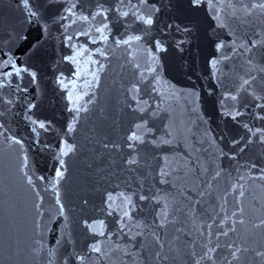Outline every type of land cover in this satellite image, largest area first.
I'll list each match as a JSON object with an SVG mask.
<instances>
[{"label": "water", "instance_id": "1", "mask_svg": "<svg viewBox=\"0 0 264 264\" xmlns=\"http://www.w3.org/2000/svg\"><path fill=\"white\" fill-rule=\"evenodd\" d=\"M98 2L103 3L106 8L114 4V0H81V3L77 4V15L93 13ZM176 2L178 7L162 16L161 23L170 22L174 17L177 22L183 21L193 25L190 42H186L183 45L184 50L180 51L175 47V39H169L165 45L167 52L156 53L153 38L159 37L158 29L148 33L137 31L142 26L132 23L134 18L131 16L125 21L117 13L110 11L108 40L104 43H91L92 37L99 36L94 28L100 18L88 24L81 23L73 16L69 20L56 23L54 18L63 14L68 0H33V3L43 5L40 11L48 20L50 35L47 36L39 55H25L19 41L13 37L21 31H31L34 37L36 25L25 21L18 0H0V59L8 60L11 56L15 58L17 65L27 66L38 73L37 84L31 83L30 77L25 74L23 80L12 77V85L0 89V113H3L0 115V124L3 125L0 127V264H48L47 254L52 249L56 253L52 258L54 264H61L64 249L56 244V240L67 231L72 233L69 250L73 246L77 250L86 248L92 240H100L103 247L112 253V259L107 260L105 264H142L140 257L136 256V249L127 243L128 238L119 234V212L108 216L106 212L101 211L104 206L102 199L107 192H112L114 196L121 192L131 193L137 188L132 178L142 179L140 172H128L120 164L121 153L109 155L98 143L101 139L123 143L121 138L133 130L134 123L139 122L136 120L139 113L128 107L129 104L136 107L133 93L128 91L133 84H138L141 89L137 95L141 103L147 100L153 107L159 105L164 109L159 118L150 117L149 126L155 124L159 128L162 124L170 125L175 137L173 144L163 149L168 156L170 167L176 170L173 180L175 187L170 189L172 195L168 196L169 209L181 201L180 192L185 196L193 195L197 186L203 187L201 179H208L218 169H223L220 178L213 181L214 197L204 205L209 215L200 213L194 218H186L183 223L178 222L176 227L182 228L195 240L202 225L211 222L210 217H215L219 222L225 213L231 217L235 208H243L241 218L244 223H236V231L229 233L228 237L221 236L220 242L223 244L225 241H236L241 248L248 249L247 253H243L247 259L242 264H259L253 249L264 248V231L255 228L254 224L264 218V181L248 179L247 162L264 166V145L250 144L244 153L237 156V160L222 157L221 149L234 153L241 147V144H238L235 149L232 148L230 142L233 137L246 138L247 133L241 125L221 115L233 102L227 101L222 107L220 101L229 92H239L237 104L244 113L239 119L249 123L250 127L264 125V121L255 120L250 115L255 111L264 112V109H253L252 105L257 101L241 89V78H247L250 70L246 57L239 53L233 54L226 47L225 53L231 58L223 59L221 54L216 53L215 45L220 41L229 45L233 39L240 43L264 38V17L249 18L246 22L231 18L230 10L224 0H221L219 7L225 9L222 14L225 26L218 27L212 5L208 4L207 0L199 8H192L188 0ZM73 20L76 22L72 23ZM84 31H90L91 35H79ZM258 32L260 36L256 35ZM66 35L74 37L72 44L75 49L88 50L78 58L79 65L64 60L65 56L74 54L73 48L65 42ZM130 35H142L143 39L130 48L116 47L113 43L114 40ZM96 49H103L107 59L93 54ZM90 54L93 60L103 64V71H98L99 64L94 65L89 61ZM153 56L157 57L158 64L153 61ZM214 56L220 60L216 69L211 68L209 64ZM153 64L159 71L160 83L156 85L159 92L153 89L151 85L155 84V81L147 75V69ZM136 65H139V68ZM78 68L81 76L79 80L76 79ZM93 71L97 72L99 80L89 87L86 81L92 79L90 73ZM140 72H145L147 83L140 81ZM60 73H63L69 89L73 87L74 82L76 95L80 96L78 104L87 108V111L79 113L74 132L67 131L76 114L68 111L72 105L67 99V92L56 83ZM252 74L257 76V80L253 81L252 90L259 95L257 84L264 87V81L260 80V74ZM16 85L27 87L28 92L20 91ZM193 91L199 98L195 112L192 111ZM8 100L12 103H7ZM28 103L36 104V108L28 113L29 116L51 121L48 131L38 129V137L31 131L32 126L25 116ZM222 135L224 139L220 140ZM13 137L22 140V150L20 145L12 144L9 147ZM65 141L75 146V152L60 156ZM148 149L149 152L152 151L151 145ZM101 151L105 152L102 161L97 159ZM25 155L29 165L25 171L30 170L29 175L36 185L35 191H39L43 197L41 210L44 215L37 218L39 228L35 227L33 217L34 192L30 191L31 186L20 183L16 172L17 165L22 163ZM60 159L65 161L67 169L65 179L58 182L57 188L65 206L63 216L59 214V207L55 203L56 192L51 187L57 184L55 172L59 168ZM109 162H112L115 175L100 179L101 176L108 175L111 169L97 174V168ZM150 163L155 165L156 161ZM240 164L245 167L241 168ZM252 174L259 175L255 169ZM241 175L245 177L241 181L244 185V196L238 200L236 196L228 194L225 204L224 199L218 197L224 196L226 190L230 192L231 185ZM150 183H153L151 176L145 181V186ZM85 198L89 204L82 206L81 202ZM133 199L135 200V197ZM137 212L133 213L134 220L129 222L133 233L139 230L137 226L150 225L155 216L154 212L149 214L148 209L140 215H137ZM217 212L220 213L219 216H216ZM65 216L68 218L67 223ZM84 218L90 222L104 220L105 231L111 234V239L90 235L86 237V229L81 227ZM143 230L147 232V228ZM212 231L215 233L219 229L214 225ZM37 240L44 245L41 253L43 259L33 261L27 256V248ZM117 246L129 249L130 254L124 256L122 252H113ZM92 264L96 262L92 261Z\"/></svg>", "mask_w": 264, "mask_h": 264}, {"label": "snow or ice", "instance_id": "2", "mask_svg": "<svg viewBox=\"0 0 264 264\" xmlns=\"http://www.w3.org/2000/svg\"><path fill=\"white\" fill-rule=\"evenodd\" d=\"M192 8H199L205 0H188ZM221 0H207V3L212 5L214 19L218 21V27H224V20L222 19V14L225 13V9L220 6ZM19 6L24 13V19L28 24L36 25V35L33 37L31 31L29 32H17L13 37L14 40L19 41L21 49L24 51L25 55L35 54L39 55L43 44L49 33L48 20L41 13L40 7L43 5H38L33 3V0H18ZM81 3V0H68V6L64 8L63 14L55 17V22L60 23L61 21L69 20L70 17L76 16L81 23L91 24L93 21L99 19L98 24L95 26L94 31L99 34L98 37H92L91 43H104L108 40L107 33L109 32V17L108 13L115 12L118 16L127 21L129 16L133 17L132 23H138L142 27L137 29L144 33L151 32L155 29L159 31V37L153 38V45L156 53L167 52V47L165 46L169 39H175V47L183 51V45L186 42H190V37L193 33V25L185 23L183 21L177 22V20L172 17L170 22L161 23V17L173 12L178 4L176 0H114V4L106 8L103 3H97L95 6V11L89 15H77L76 8L77 4ZM224 4L227 9L230 10V17L248 21L249 18H261L264 17V0H224ZM217 8L219 10L217 11ZM73 20L72 23H75ZM63 26V25H62ZM67 29L65 28V31ZM79 35L90 36V31H84L79 33ZM260 36V33H256ZM74 37L72 35L65 36V42L67 46L73 48L74 54L65 56L66 60L70 64L79 65L78 58L83 55L87 49L77 50L72 44ZM143 39L142 35H130L127 38L114 40L113 43L116 47H131L133 44L140 42ZM228 47L231 53H239L241 56L246 57V63L250 66V70L247 73V78L242 77L241 89L252 95L253 99L257 103L253 104V109H264V87L257 84L260 94L257 95L255 90H252L253 81L257 80V76L253 75V72L260 74V80L264 81V38L259 40L252 39L250 41H242L237 43L235 39L231 41V44L226 45L224 41H220L215 45V51L222 55L223 59H230L231 56L225 53V48ZM95 55L103 56L107 59V55L103 49L94 50ZM89 61L92 64H99L98 71H103V64L97 60L92 59V54L89 55ZM155 64H158L156 56L152 57ZM220 60L214 56L210 61V67L216 69ZM155 64L149 66L147 69V75L151 76L155 84H152L154 90L159 92L156 85L160 83L159 71ZM139 68V65H136ZM3 69H10L9 71H3ZM30 77V82L33 84L38 83V73L37 71L31 70L29 67L24 65H17L15 58L9 57L8 60L0 59V89L4 87H9L12 85V77H16L19 80H23L24 75ZM92 79L86 81L89 87L93 83H98L99 77L97 72L93 71L90 73ZM76 79H81L79 74V68L77 69ZM139 79L141 82L147 83L145 80V72L139 73ZM56 83L61 86V88L67 92V99L72 107L68 108V111L75 113L72 122L69 123L67 127L68 132H74L75 125L79 119V113L81 111H87V108L83 105L78 104L80 99L79 95H76L75 84L69 89V84L65 83V78L63 73H60L56 78ZM16 87L23 92H28L27 87ZM129 92L133 93V99L136 100V107L131 104L128 105L133 112H138L139 115L136 120L139 122L134 123L133 130L130 131L125 137H122L123 143H118L111 139H101L98 141L102 150H106L109 155H114L115 153H121L120 164L127 169L128 172H140L142 179L133 177L132 182L137 184V188L131 193L121 192L119 195L114 196L112 192H107L103 196L101 208L102 212H106L108 216H112L114 212H119V234L121 236H126L127 243L131 248L136 249V256H139L142 264H242L243 261L247 259L243 253H247V248H241L236 241H225L223 244L220 242V237H228L229 233L236 231V223L243 224L244 220L241 218L244 209L235 208L231 217H228L225 213L224 217L217 221L215 217H210L211 222L202 225L199 231V236L197 239H192L187 233L183 231L182 228L176 227V224L183 223L186 218H194L198 214L203 213L208 216V211L205 208V204L209 199L214 197L215 189L213 187V181L218 180L222 175L223 169H218L214 175L208 179H201V184L203 187L197 186L193 195L185 196L183 192H180L182 197L179 203L173 204L172 208L169 209L168 196L172 195L170 189L175 187L173 183L174 173L176 170L171 168L168 162V156L163 151L166 147L173 144L175 139L173 131L170 125L162 124L161 127H157L152 124L150 127V117L159 118L161 112L164 109L160 108L159 105L153 107L144 100L143 103L137 99V95L140 93L141 89L138 84H133ZM75 96V99H74ZM193 108L192 111H197L196 105L199 102L198 94L193 91ZM2 99V98H0ZM227 101H232L233 103L228 106V110L221 113V115L226 119H231L238 125H241L246 133L247 137L241 136L240 138L233 137L231 140V146L233 149L236 145L241 144V147L236 149L234 153L224 152L221 149L220 155L227 156L229 160H237V156L240 153H244L250 144L256 143L264 145V125L250 127L249 123H245L239 119L244 113L238 107L237 102L239 101V92L233 94L229 92L220 101L223 107ZM7 103L11 104L12 101L8 100ZM36 108L35 103H28L25 116L28 119L31 127V131L39 136V130L48 131L51 125V121H45L39 118H33L29 116L33 109ZM147 113V115H145ZM3 113H0L2 115ZM255 120L264 121V112L255 111L250 113ZM202 119V117H200ZM0 127H3L0 124ZM191 131V129H189ZM220 140L224 139L222 135ZM243 141V143H241ZM216 140L213 138V143ZM20 145V149H23V142L21 139L13 137L11 139V145ZM145 146L141 148V146ZM151 145L152 151L149 152L148 146ZM156 150H161L157 152ZM13 151H17L13 149ZM95 151V149H93ZM75 152V146L69 145L65 141V146L60 150V156H67L69 153ZM147 153V155H142ZM105 155L104 151H101L97 155L98 160H103ZM150 161H156L155 165L150 163ZM239 164V161H237ZM240 167H245L244 164H240ZM28 157L25 155L21 164L17 165L16 172L18 179L21 184H26L31 186L30 191L34 192V197L32 199L33 207V217L34 224L36 228L40 225L37 222V218L44 215L41 210L43 203V197L39 191H35V183L32 176L29 175L28 169ZM108 169L111 172L108 175L101 176L100 179H106L110 176L115 175L112 170V162L104 164L103 167L97 168V174L105 173ZM255 169L259 175H253L252 170ZM239 170V169H238ZM65 161L63 159L59 160V168L55 172V179L57 184L51 185L52 190L56 192L55 203L59 207V214L64 215L65 206L61 202L59 193L57 192L58 182L65 179ZM207 169H205V172ZM248 179L264 181V166H261L254 162H247ZM187 175V173H185ZM152 177L153 183H150L147 187L145 186V181L148 177ZM43 180V177L40 178ZM245 177L241 175L238 177L236 182L231 185L230 192L226 190L225 195L218 197L224 199L225 204L227 203V195L231 194L239 198L244 196V185L241 183ZM166 186V187H158ZM130 186V185H129ZM99 191V189H97ZM135 197V200L133 199ZM38 198V200H37ZM119 201V204H117ZM146 202V203H142ZM82 206H87L89 204L88 199L82 200ZM159 206V207H157ZM221 211H223V206L221 205ZM139 208V212L137 209ZM145 209H148L149 214L155 213L153 220L150 225L137 226L139 230L132 232V228L129 227V222L134 220L133 213L137 212V215L142 214ZM220 213L217 212L216 216ZM179 217V220H178ZM67 217L65 216V223H67ZM219 231L213 233V226ZM81 227L86 229L85 236L91 237H104L105 239H111V234L105 231L104 220H92L84 218L82 220ZM254 227L264 231V218H260L259 223L254 224ZM147 228V232L143 229ZM127 230V231H126ZM131 233V235H129ZM72 233L70 231L62 234L60 239L56 240V244L63 247L64 251L61 255V264H92L95 261L96 264H105L107 260L112 259V253L108 252L102 245L100 240H92L86 248L72 247L69 250V245L72 244L71 240ZM142 238V239H140ZM63 242V243H62ZM36 245H39L38 247ZM44 250V245L40 240L35 241V244L27 248V256L31 257L33 261L43 259L41 253ZM255 253V258L259 261V264H264V248L253 249ZM113 252H122L124 256L130 254L129 249H121L117 246L113 249ZM19 254V252L17 253ZM55 250H49L47 254L48 264H54L52 259L55 256ZM123 257H121L122 259ZM135 258V257H133Z\"/></svg>", "mask_w": 264, "mask_h": 264}]
</instances>
